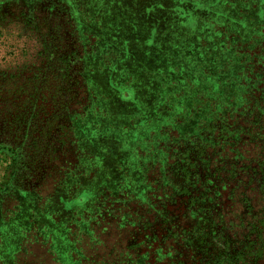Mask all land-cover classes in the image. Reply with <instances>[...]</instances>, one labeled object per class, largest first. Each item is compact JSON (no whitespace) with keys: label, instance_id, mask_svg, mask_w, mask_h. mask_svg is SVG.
Listing matches in <instances>:
<instances>
[{"label":"rangeland","instance_id":"1","mask_svg":"<svg viewBox=\"0 0 264 264\" xmlns=\"http://www.w3.org/2000/svg\"><path fill=\"white\" fill-rule=\"evenodd\" d=\"M262 23L264 0H0V30L33 49L0 67V139L41 166L9 184L41 191L0 190V264L100 263L132 245L173 152L245 95L233 81ZM12 162L0 151V187Z\"/></svg>","mask_w":264,"mask_h":264},{"label":"trees","instance_id":"2","mask_svg":"<svg viewBox=\"0 0 264 264\" xmlns=\"http://www.w3.org/2000/svg\"><path fill=\"white\" fill-rule=\"evenodd\" d=\"M216 54L219 60L223 48ZM241 55L245 60L233 82L245 95L226 99L229 106L219 105L218 116L203 126L198 139L173 152L167 185L160 183L161 177L146 204L139 206L132 245L111 248L100 263L91 264H264V39H252ZM0 151L13 158L0 190L41 191L22 183L9 185L22 169L32 179L40 163L31 167L24 148L7 144L5 138ZM51 158L48 171L57 159Z\"/></svg>","mask_w":264,"mask_h":264},{"label":"clouds","instance_id":"3","mask_svg":"<svg viewBox=\"0 0 264 264\" xmlns=\"http://www.w3.org/2000/svg\"><path fill=\"white\" fill-rule=\"evenodd\" d=\"M32 51L27 38L16 39L6 32L0 34V67H18L30 59Z\"/></svg>","mask_w":264,"mask_h":264}]
</instances>
